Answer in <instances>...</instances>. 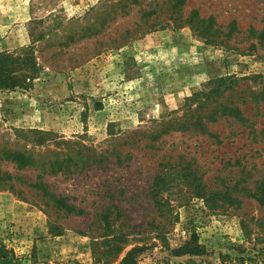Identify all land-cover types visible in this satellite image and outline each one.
Listing matches in <instances>:
<instances>
[{
  "label": "rangeland",
  "instance_id": "rangeland-1",
  "mask_svg": "<svg viewBox=\"0 0 264 264\" xmlns=\"http://www.w3.org/2000/svg\"><path fill=\"white\" fill-rule=\"evenodd\" d=\"M174 1L0 0V51L30 48L40 68L30 88L0 89V145L29 148L34 137L15 130H38L49 133L35 148L48 159L47 150L66 149L63 140L115 149L106 166L43 174L50 191L84 209L80 216L47 206L18 180L21 198L0 189V243L33 254L24 264H118L133 246H143L137 264H264V205L243 191L233 192L234 205L210 206L175 189L176 221L165 235L144 225L160 219L146 190L162 156L194 157L209 190L240 179L253 189L264 176V102L250 99L264 95V38L252 32L264 28V0H184L179 8ZM223 77L236 81L232 99L254 133L222 118L207 133L170 131L156 150L148 147L158 123L189 117L186 100ZM0 171L24 182L40 174L1 157ZM108 203L123 213L111 234L134 227L118 258L104 260L96 216ZM192 234L204 253L172 256Z\"/></svg>",
  "mask_w": 264,
  "mask_h": 264
},
{
  "label": "trees",
  "instance_id": "trees-1",
  "mask_svg": "<svg viewBox=\"0 0 264 264\" xmlns=\"http://www.w3.org/2000/svg\"><path fill=\"white\" fill-rule=\"evenodd\" d=\"M182 3H184V0H175L174 7L179 8ZM188 23L190 25L192 24L190 20ZM252 32L258 33L259 35H256L258 38H264V28L259 32L253 30ZM39 70L36 56L30 48H23L16 52L0 51V89L2 90L30 88L33 80L37 78ZM234 83H236L235 80L225 77L210 81L204 90L186 100L184 107L189 117L173 119L174 126L170 123L171 120L158 123L161 130L150 132L148 147L156 150L157 146L155 144L159 143L158 138L170 131L199 129L205 133L210 123L217 122L222 118L228 119V121L234 124L237 123L249 128L254 133L252 125L248 124V119L240 111L238 102L232 99L231 90L234 87L232 85ZM250 97L254 102H264L263 94H250ZM236 99L240 100L244 98H242L241 94H238ZM241 102L243 103L244 101L242 100ZM205 109L207 111L204 112ZM15 131L20 134L32 135L34 137L32 138L33 144L29 148H25V146L23 148H12L7 146L9 144L7 141H3L4 144L0 145L1 159L12 163L18 169H38L40 174L36 176L33 182H24L17 177L11 176L7 172L0 171V189L9 190L20 197L21 190L15 188L18 180L26 187L35 190L38 194L40 193V196L47 206L50 205L59 211L73 216L84 214L85 211L83 208L69 203L66 198L50 191L43 182V174H72L82 171L90 165L98 166L99 164L106 166L109 163V155L112 152L114 153L115 149L108 150L106 148L104 150H96L76 141L65 142L63 140L61 143L64 146L66 145V149L58 148L55 150H47L51 154V158L48 159L46 158L45 152L35 150V148L36 146L44 145L42 143L43 136H49V133L38 130ZM110 135L113 134L110 133ZM215 137L219 138V135H215ZM218 141L220 142L221 140ZM115 157V162L117 163L122 159L120 155H115ZM177 157V161L172 162L171 156H162L147 186L146 195L157 217L160 219L156 220L152 218L150 221L144 222V225L154 228L156 237L164 236L167 228L176 221L172 214L174 206H172L170 194L178 188H185L190 192V196L200 198L205 203H209L210 206H218L219 203L234 205L238 202L237 197L233 195L235 191H243L244 195L264 205V176L255 183L253 189L245 185L239 187V182H243L240 179L231 188L227 185L224 189L209 190L203 180V174L198 170L196 159L194 157L187 158L183 154H179ZM119 210L118 206L108 203L96 216V220L102 223L104 232H106L101 236L103 237L102 241L104 240L102 243L108 244L107 250L102 255L104 260H108L106 257H111L110 259L118 258L124 249L128 233L134 227L128 224L127 230L111 234L115 231L113 227L115 224L120 226L123 223L122 220L118 221L119 217L123 218V213ZM113 214L114 216L112 217ZM116 220L118 221L117 223ZM50 230H52V227H50ZM90 245H96V243H90ZM142 250L143 246L129 248L120 258L118 264H137L136 257ZM169 252L172 256L200 255L204 253V250L197 244V239L192 234L181 245L169 249ZM32 258H34L33 254L29 256V259L26 256H17L12 249L0 243V264H24L25 262H33L34 260Z\"/></svg>",
  "mask_w": 264,
  "mask_h": 264
}]
</instances>
